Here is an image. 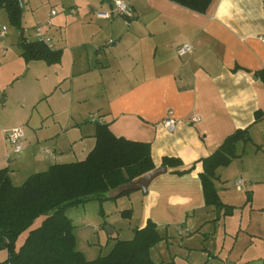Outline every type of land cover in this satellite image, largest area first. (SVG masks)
I'll return each instance as SVG.
<instances>
[{"label": "crops", "instance_id": "obj_1", "mask_svg": "<svg viewBox=\"0 0 264 264\" xmlns=\"http://www.w3.org/2000/svg\"><path fill=\"white\" fill-rule=\"evenodd\" d=\"M70 1L64 14L49 15V44L32 39L60 49V62H28L21 52L25 77L31 70L36 75L32 105L43 111L37 124L33 116L26 122L15 169L32 174L82 160L96 144L93 118L109 122L115 135L149 142L156 168L165 156L180 158L185 169L194 166L185 174L167 166L146 193L136 191L130 202L141 205L137 228L152 220L160 233L165 228L166 240L173 226L182 237L196 232L199 247L186 246L182 256L188 264H264V80L255 75L264 71V0H213L204 12L172 0H124L131 16L114 13L115 0ZM184 43L194 50L180 56ZM22 71L13 79L20 82ZM9 100L6 95L1 103ZM170 111L173 131L165 125ZM25 120L0 121V170L8 167L12 180L5 133ZM241 128H249L251 140L238 144L240 156L220 167L215 181L235 210L219 217L205 202L201 159ZM38 130L47 133L40 137ZM132 207L129 216L137 214ZM222 227L224 241L231 234L227 246L217 240ZM165 251L156 246L151 254L161 264H176L178 253Z\"/></svg>", "mask_w": 264, "mask_h": 264}, {"label": "trees", "instance_id": "obj_2", "mask_svg": "<svg viewBox=\"0 0 264 264\" xmlns=\"http://www.w3.org/2000/svg\"><path fill=\"white\" fill-rule=\"evenodd\" d=\"M193 10L204 12L213 0H172ZM10 22L23 26L20 0H0ZM22 56L26 61L44 60L49 64L61 60L62 51L51 48L40 40L21 38ZM256 76L264 80V71ZM261 113L257 112V120ZM96 121V144L88 155L78 161L54 163L46 170L30 174L21 185H16L10 169L0 170V252L6 256L0 264H161L151 254L152 248L163 239L157 224L149 220L135 230L130 239H119L109 254L88 260L76 248L75 225L66 210L92 199L107 200L110 190L137 180L156 168L149 142L135 141L115 135L109 122ZM251 140L249 128H241L229 135L212 154L201 159L200 173L205 202L218 210V216L231 215L235 207L225 203L219 194L217 170L240 156L238 144ZM164 166L174 173L191 172L180 158L165 156ZM124 192L121 196L129 194ZM131 209L123 210L129 216ZM46 215L42 223L30 229L33 222ZM30 229V230H29ZM29 230L23 243L19 237Z\"/></svg>", "mask_w": 264, "mask_h": 264}, {"label": "rangeland", "instance_id": "obj_3", "mask_svg": "<svg viewBox=\"0 0 264 264\" xmlns=\"http://www.w3.org/2000/svg\"><path fill=\"white\" fill-rule=\"evenodd\" d=\"M23 26L24 29H20L14 26L7 15L6 10L0 9V31L3 26H7L8 31L7 35L2 38L0 37V121L8 122L9 120L16 117L25 118L24 127H27V120L33 116V122L38 123V119L43 111L42 105L36 107L32 105L33 95L32 90L36 87V75L31 71L28 72L27 77H25V69H22L25 66L24 60H22L21 52L22 47L20 41L22 38V33H25L26 39H39L38 32L36 28L40 25L46 27V23L49 19L50 13L54 10L56 14H64L65 6L71 2L70 0H23ZM100 1V0H95ZM55 22V18L53 19ZM47 29V28H46ZM44 29V32H46ZM52 40H54L52 38ZM54 43V41H53ZM23 70V71H22ZM27 70V69H26ZM22 73V79L20 82L14 80V73ZM25 74V75H24ZM5 93V94H3ZM6 95L9 96L10 100L8 103H1L3 98H6ZM26 98L24 102L23 99ZM98 114V113H96ZM97 116V115H96ZM51 119L44 121L45 124L52 122ZM47 120V119H45ZM47 131L38 130L39 136L46 135ZM1 134V133H0ZM18 154L12 153L11 163L13 164L12 170L13 182L16 185H21L26 180L32 172L25 168L17 170L16 165L13 163L16 159L15 156ZM6 164L9 163V160H5ZM33 170V169H32ZM38 170H42L41 168ZM109 192H107L108 194ZM136 191H132L129 194L119 196L115 199H92L85 203L79 204L77 206H72L66 210L67 216H69L75 225L74 233L76 239V248L83 252L85 257L88 260L98 258L100 256H105L110 253L113 249L115 243L119 239H130L134 236V230L140 225V213L141 205L138 200L131 203V197ZM142 193V192H140ZM130 196V198H129ZM134 199V198H133ZM135 206L137 214L134 216H124L122 214L123 210L131 209L132 206ZM46 215H42L37 218L30 229L39 226ZM109 227V229H108ZM189 227L194 232L196 230L195 225H190ZM116 229L115 233L110 232V229ZM29 229V230H30ZM29 230L25 231L18 239L17 244L20 246ZM170 237L162 239L155 245L158 246L160 250H166L165 254L169 253V249L173 252L178 253L176 257V264H188L187 260L182 258L185 255L187 247L192 248L199 247V236L194 232L189 236H180L178 229L176 227H171L168 231ZM162 234H166L167 231L165 228L161 229ZM224 234L223 227L220 229V235H217V240L219 246L225 245L231 240V234H227V238L224 241L221 236ZM230 234V235H229ZM169 240V242H168ZM184 242V243H183ZM227 246V245H226ZM153 247V248H154ZM198 252L199 250H195ZM174 254V253H173ZM194 254V253H193ZM6 252H0V260L4 259ZM194 258V257H193Z\"/></svg>", "mask_w": 264, "mask_h": 264}, {"label": "built area", "instance_id": "obj_4", "mask_svg": "<svg viewBox=\"0 0 264 264\" xmlns=\"http://www.w3.org/2000/svg\"><path fill=\"white\" fill-rule=\"evenodd\" d=\"M114 13L119 14V15H125V16H131V12L129 10L128 4L124 0H115V8H114ZM56 15V11L51 12V16ZM100 17L103 18H108L111 17V13H99ZM52 21L48 20L45 26H51ZM44 29L45 27L40 25L36 28V31L38 32L39 39L46 42L49 44V39L44 36ZM8 28L7 26H3L1 31H0V37L4 38L7 35ZM264 41V36L262 37ZM115 40L111 39L108 41V44L114 43ZM194 50V45L192 43H184L178 48V54L180 56H185L190 53H192ZM194 119H198L195 117ZM93 120H96L93 118ZM175 124H176V119L173 116V112L170 111L167 117L165 118V125L170 129L174 130L175 129ZM25 135V129L23 125H18L5 133L6 137V143L8 147V157L10 158L12 153L18 154L23 150V137ZM237 187L241 189L244 186V180L243 179H238L237 182Z\"/></svg>", "mask_w": 264, "mask_h": 264}, {"label": "water", "instance_id": "obj_5", "mask_svg": "<svg viewBox=\"0 0 264 264\" xmlns=\"http://www.w3.org/2000/svg\"><path fill=\"white\" fill-rule=\"evenodd\" d=\"M20 5L21 7H23V0H20ZM23 35V33H22ZM168 172V167L167 166H163V167H159V168H155L154 170L150 171L149 173L143 175L141 178L134 180V181H130V182H126L112 190L109 191V193L107 194V196L111 199H115L119 196H121L124 192L127 191H143V192H147L151 183L153 182V180L155 178H157L158 176L165 174ZM109 229V227H108ZM114 229H110V232H113Z\"/></svg>", "mask_w": 264, "mask_h": 264}]
</instances>
